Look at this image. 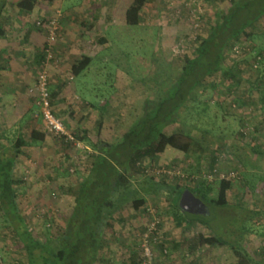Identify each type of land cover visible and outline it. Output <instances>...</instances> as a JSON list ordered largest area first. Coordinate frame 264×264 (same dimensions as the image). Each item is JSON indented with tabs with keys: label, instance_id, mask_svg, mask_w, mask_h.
I'll return each mask as SVG.
<instances>
[{
	"label": "rangeland",
	"instance_id": "374dc122",
	"mask_svg": "<svg viewBox=\"0 0 264 264\" xmlns=\"http://www.w3.org/2000/svg\"><path fill=\"white\" fill-rule=\"evenodd\" d=\"M229 8L230 0H148L137 26L125 23L124 8H120L118 17L103 21V28L112 24L106 30L109 46H102V49L100 44H95L102 50L99 49L86 74L88 81L95 80L97 90L83 94L91 97L101 112L99 117L105 119V139L102 141H120L144 113L146 101L159 92L161 81L176 78L185 56L194 52L198 40L208 34L210 25ZM53 17L59 18L61 36L65 19L61 18L60 10L54 9L48 18L17 21L19 25L26 22L44 29L43 51L48 46V35L41 24ZM70 21L84 26L90 23L87 19ZM14 22L7 19L3 25L14 32ZM253 32L259 37L250 45L257 50L246 54L242 51L246 43L242 41L227 59L228 65L236 63L242 72L231 80L234 89L229 88L223 73L215 75L218 89H208L205 93L198 90L199 100L188 101V110L183 109L180 123L167 129L168 134L185 132L201 140L206 148L202 164L197 166L193 159L170 148L158 157L154 169L179 170L183 177L158 176L154 172L135 176L133 186L146 199V204L139 210L133 209L131 203L123 204L111 226L105 229L98 264H131L133 258L135 264H139L145 246L151 249L153 264L238 263L228 248L208 245L193 248L191 240L199 234L216 235L234 246L241 244L255 261L264 264V156L255 154L257 148L264 150V104L261 102L264 94V21L258 23ZM101 36L93 35V39ZM258 57L260 63H257ZM28 60L26 58L28 67L33 66L38 76L43 69V60L40 65ZM58 63V57L54 55L50 64ZM161 87L165 89V85ZM39 128L44 131V127ZM28 132L22 133L29 138L31 132ZM1 135L2 144H11L18 133ZM45 136L48 144L30 147L25 153L28 158L18 163L16 172L17 180L24 181L17 185L22 213L29 227L43 241L67 226L75 206L74 193L85 179L90 161L87 153L78 150L69 154L60 138L48 133ZM67 156L75 159L69 162ZM213 157L218 158V169L238 172L228 192L230 205L206 204L207 212L198 215L200 218L182 213L187 220L199 219L203 223L177 226L166 195L167 187L162 181L166 180L169 185L179 183L196 187L206 181ZM147 178H154L158 185H153L154 191L150 195L146 193L151 187ZM206 182L214 185L208 191L209 196L216 197L218 181ZM24 258L18 240L5 225L0 212V264H18Z\"/></svg>",
	"mask_w": 264,
	"mask_h": 264
},
{
	"label": "trees",
	"instance_id": "16d2710c",
	"mask_svg": "<svg viewBox=\"0 0 264 264\" xmlns=\"http://www.w3.org/2000/svg\"><path fill=\"white\" fill-rule=\"evenodd\" d=\"M6 3L7 0H0V14ZM147 3L148 0H132L125 12V23L128 26L140 24L141 13ZM36 4L37 0H22L18 3V8L30 13ZM261 21H264V0H230L227 13L220 15L210 25L208 34L198 40L194 52L185 56L176 78L168 77L161 81L159 92L155 93L154 98L146 101L144 113L129 127L120 141L109 143L99 140L94 144L95 152L90 156L86 177L74 193L75 206L67 226L62 232L45 241L29 227L19 204L17 185L23 184L24 181L17 180L16 166L26 139L19 137L12 145L5 146L1 142L0 134V212L5 225L18 240L23 251L25 258L18 264H98L104 246L105 229L111 226V221L122 209L123 204L131 203L135 210L146 204V199L133 186L135 176L146 173V170H155L158 157L169 148L184 154L188 159H193L195 164L200 166L206 157V148L201 140L185 132L168 134L167 129L180 123L179 117L183 109L188 110V101L199 100L198 90L201 89L205 93L208 89H218L213 78L215 75L223 73L229 88L234 89L231 80L242 72L236 63L228 65L227 59L242 41L246 43L242 50L246 54L257 50L250 43L253 44L255 38L259 37L253 30ZM45 22L41 24L44 27L47 23ZM103 39L99 40L102 44L106 43ZM47 47L46 45L40 57L42 64ZM52 54L54 56L53 50ZM260 60L258 57L257 63H260ZM90 62L89 57H84L73 66L72 73L76 76L81 74ZM210 78L213 80L209 81ZM162 85H165V89H162ZM50 94L53 103L54 94L51 90ZM261 102L264 104V94ZM101 127L102 121L99 120L98 129ZM30 139L44 141L45 134L34 131ZM60 141L64 146H72L63 139ZM255 154L264 156V150L257 148ZM217 162L218 158L213 157L211 170L217 168ZM216 181L218 192L214 198L208 193L214 185L206 181L196 187L179 183L169 185L166 180L162 181L167 187L166 195L169 196L173 217L178 226L183 223H203L199 219L187 220L182 215L184 212L178 203L185 190H190L205 204L216 207L230 205L228 192L233 186L232 181ZM147 182L151 187L146 193L150 195L154 191L153 185H158L154 178H147ZM196 218L200 216L197 215ZM191 243L193 248L206 245L228 248L235 254L237 264H261L255 261L241 244L234 246L216 235L207 237L199 234ZM135 263L136 259L133 258L131 264Z\"/></svg>",
	"mask_w": 264,
	"mask_h": 264
},
{
	"label": "crops",
	"instance_id": "0c3cea01",
	"mask_svg": "<svg viewBox=\"0 0 264 264\" xmlns=\"http://www.w3.org/2000/svg\"><path fill=\"white\" fill-rule=\"evenodd\" d=\"M21 1L7 0L0 14V27L2 30V35L0 36L1 134L4 133V136H7L8 133L16 132L18 133L17 138L24 137L26 139V143L22 148L23 153L17 158L18 163L28 158L25 153L30 147L39 148L40 145L45 146L48 144L47 136H45L44 141H34L22 133L27 130L31 133L34 131L45 132L39 128V126L43 127V122L38 117V106L33 96L29 93L30 88L36 83L37 74L35 68L33 69L31 65L29 68L26 61V58L27 60L30 58L28 61L40 65L45 31L40 27H36L35 24L34 27L26 22L23 25H19L17 19L48 18L51 11L54 9L60 10L61 18L65 19L62 24L63 31L52 48L54 55L58 57L59 63L58 65L50 64L49 67L50 90L54 94V113L64 122L69 131L75 133L78 138H84L78 140L80 142L79 146L72 144V146L68 147L69 154L78 150L83 151L88 154V158L91 160L90 156L95 152L94 144L99 140L105 139L103 132L106 130V124L105 119L99 117L101 112L95 102L91 100V97L89 99L83 95L88 92L92 94L97 90V86L94 83L95 80L88 81L86 74L90 71L93 58L98 55L100 50L104 49L102 46H109L106 30L112 24L103 28V21L118 17L120 8H124L125 17L126 9L132 0H37L36 6L30 13L20 11L18 3ZM10 17L16 23L13 29L14 32H10L9 28L3 25V21L12 20ZM77 19L90 20L89 26H84L82 23L76 25L74 21L72 23L70 21ZM93 35L102 36L100 38L97 37L98 39L96 37L93 39ZM102 38H104L103 40L106 43H100L99 40ZM95 44H100L102 49ZM84 57L90 58V65L76 76L72 73V68ZM99 120L102 121L101 129H98ZM95 131L96 133H94ZM45 134L47 135L46 132ZM194 138L198 139L197 137ZM12 144L4 145L10 146ZM38 144L39 146H37ZM67 158L69 162L75 159L72 156H67ZM88 164H90V161ZM17 169L18 164L16 172ZM189 224L191 223H183L182 226Z\"/></svg>",
	"mask_w": 264,
	"mask_h": 264
},
{
	"label": "built area",
	"instance_id": "2783aa9c",
	"mask_svg": "<svg viewBox=\"0 0 264 264\" xmlns=\"http://www.w3.org/2000/svg\"><path fill=\"white\" fill-rule=\"evenodd\" d=\"M41 24V23H39ZM45 29L47 31L48 47L45 50V60L43 62V69L40 70L35 85L30 88V94L35 98V103L39 107L38 117L41 118L43 122L44 131L50 135L56 136L63 139L66 143H71L75 146H79L80 142L73 136V134L68 130L64 122L58 118L54 113L52 97L50 94V62L54 60L52 50L50 47L59 39L60 37V26L59 18L53 17L48 19ZM155 173V175L161 176V174L168 176H176L178 178L183 177L179 170H146V173ZM238 177V172L228 171L224 172L218 168L211 170L205 175V179L208 182H213L214 180H227L235 181ZM143 259L139 264H153V254L151 249L147 246L144 247Z\"/></svg>",
	"mask_w": 264,
	"mask_h": 264
},
{
	"label": "water",
	"instance_id": "95a60500",
	"mask_svg": "<svg viewBox=\"0 0 264 264\" xmlns=\"http://www.w3.org/2000/svg\"><path fill=\"white\" fill-rule=\"evenodd\" d=\"M179 207L184 213L192 215L205 214L207 212L206 204L196 197L190 190H185L179 202Z\"/></svg>",
	"mask_w": 264,
	"mask_h": 264
}]
</instances>
